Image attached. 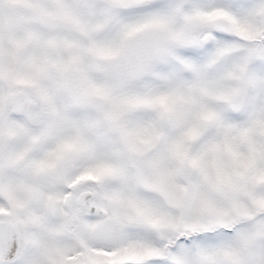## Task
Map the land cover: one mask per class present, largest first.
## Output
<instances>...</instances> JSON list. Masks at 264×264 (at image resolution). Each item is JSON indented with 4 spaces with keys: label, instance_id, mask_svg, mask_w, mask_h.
<instances>
[{
    "label": "snow or ice",
    "instance_id": "1",
    "mask_svg": "<svg viewBox=\"0 0 264 264\" xmlns=\"http://www.w3.org/2000/svg\"><path fill=\"white\" fill-rule=\"evenodd\" d=\"M0 264H264V0H0Z\"/></svg>",
    "mask_w": 264,
    "mask_h": 264
}]
</instances>
